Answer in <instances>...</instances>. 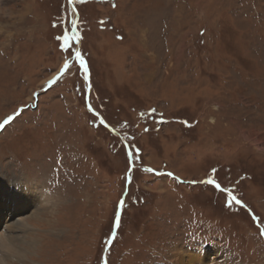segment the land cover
<instances>
[{"label":"rangeland","instance_id":"1","mask_svg":"<svg viewBox=\"0 0 264 264\" xmlns=\"http://www.w3.org/2000/svg\"><path fill=\"white\" fill-rule=\"evenodd\" d=\"M0 125L1 264H264V0H0Z\"/></svg>","mask_w":264,"mask_h":264},{"label":"bare ground","instance_id":"2","mask_svg":"<svg viewBox=\"0 0 264 264\" xmlns=\"http://www.w3.org/2000/svg\"><path fill=\"white\" fill-rule=\"evenodd\" d=\"M27 185L28 184H21V182L18 180L14 181L13 179H11L10 182H7L5 179L0 178V195L4 196L5 200H6V202L4 201L0 205V214L1 213L3 214V208H5V207H7L8 209L11 210V213L6 211V214H4L6 216V219L7 218L10 219V217L13 216L14 212L15 213L19 212V209L21 211H24V210L27 211L28 209L30 210L34 206L35 202L38 200L39 196H41L40 194H37L38 193V190H37L35 192V194L32 197H30V195L28 194ZM42 194H45V193H42ZM36 196H37V199H36ZM47 200L48 201L50 200V195L47 197ZM9 215H11V216H9ZM35 216H36V214H35ZM0 221H1V215H0ZM28 225H29L28 222L21 220L19 223L16 222L15 227L13 224H8V225L6 224L4 226L3 230H7V229L9 230V229H12V227H13V229L16 228L19 230H25V228H27ZM2 236H3V233L0 237H2ZM20 242L21 243H24V242L27 243L28 240H26V241L21 240L18 242V237H16L13 234H11V235L9 234L7 236H4L2 239H0V264L3 261V258H4L3 256H5V255H6V257L10 256V257H14V258H15V254L24 256L23 253L25 252V249L22 248V246L20 244H18ZM30 245L31 244L28 243V246H30ZM182 260L179 261V264H193V262L197 261L198 259L196 257H194L192 254H190L189 257H187V259H185V261H182ZM199 260H200V258H199Z\"/></svg>","mask_w":264,"mask_h":264},{"label":"snow or ice","instance_id":"3","mask_svg":"<svg viewBox=\"0 0 264 264\" xmlns=\"http://www.w3.org/2000/svg\"><path fill=\"white\" fill-rule=\"evenodd\" d=\"M69 2H71V0H69ZM73 26H75V21H73ZM58 39H60V40L63 41L61 47L64 48L65 50H68V49L70 48V41H72V40L74 39V37H73L72 34H69V33L67 32V30H66V31H65V34H64L63 36H61V37H58ZM75 39L78 40V37H75ZM75 55H76L77 59L80 61L81 65L83 66V63H84V62H83V59H82V57L80 56V53H79L78 50L75 52ZM68 67H69V62H68L67 60H65V62H64V68H63L61 71H62V72H63V71H66V70L68 69ZM85 70H86V69H85ZM11 119H12V117H8V120H11ZM7 122H8L7 120L4 121V123H7ZM0 126H2V125H0ZM129 155H131V153H129ZM149 171H151V169H149ZM168 175H172V174L169 173ZM177 179H178V178H177ZM207 182H208V183H211V184H215V183H216L214 180H211V179L208 180ZM216 186L219 187L218 184H217ZM262 234H264V230H262Z\"/></svg>","mask_w":264,"mask_h":264}]
</instances>
